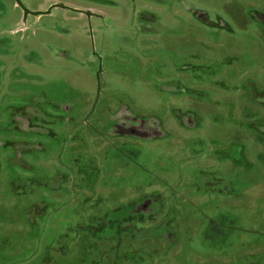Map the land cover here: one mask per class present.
Wrapping results in <instances>:
<instances>
[{
  "label": "rangeland",
  "instance_id": "rangeland-1",
  "mask_svg": "<svg viewBox=\"0 0 264 264\" xmlns=\"http://www.w3.org/2000/svg\"><path fill=\"white\" fill-rule=\"evenodd\" d=\"M0 264H264V0H0Z\"/></svg>",
  "mask_w": 264,
  "mask_h": 264
},
{
  "label": "trees",
  "instance_id": "trees-1",
  "mask_svg": "<svg viewBox=\"0 0 264 264\" xmlns=\"http://www.w3.org/2000/svg\"><path fill=\"white\" fill-rule=\"evenodd\" d=\"M99 219H100V217H96V219H95V220H97V221H98ZM99 233H101V232H99ZM99 233H98V235H99Z\"/></svg>",
  "mask_w": 264,
  "mask_h": 264
}]
</instances>
